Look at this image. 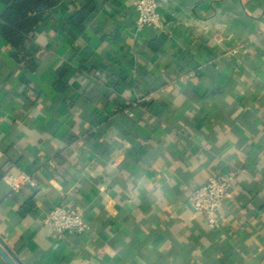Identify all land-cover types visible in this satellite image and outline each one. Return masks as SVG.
Instances as JSON below:
<instances>
[{"label":"crops","instance_id":"1","mask_svg":"<svg viewBox=\"0 0 264 264\" xmlns=\"http://www.w3.org/2000/svg\"><path fill=\"white\" fill-rule=\"evenodd\" d=\"M48 1L17 47L0 35V242L16 264H264V0H157L159 23L141 29L132 0ZM226 129L244 163L220 158L232 145ZM113 132L131 143L130 161L92 177L114 154ZM152 145L167 146L168 164L206 157L200 168L217 161L216 177L232 174V219L190 226L143 192L129 206L124 173ZM13 169L38 186L13 190L3 178ZM57 177L63 193L47 183ZM58 204L87 230L57 237L43 220Z\"/></svg>","mask_w":264,"mask_h":264},{"label":"clouds","instance_id":"2","mask_svg":"<svg viewBox=\"0 0 264 264\" xmlns=\"http://www.w3.org/2000/svg\"><path fill=\"white\" fill-rule=\"evenodd\" d=\"M251 15V13H249ZM212 26V21L202 23L201 27L207 30ZM217 28L226 29L227 24L216 23ZM260 28L264 31V23L260 24ZM193 85L200 83L198 79H193ZM181 86L185 85V80L179 82ZM171 91V89H169ZM127 95V93H126ZM239 112V110H238ZM237 112V114H238ZM228 138L232 140V145L225 148L221 154V159L228 156H235L240 163H244L243 153L235 147V138L231 136V129H226ZM245 135H247L246 130ZM193 143H203L198 137H192ZM103 141V138H102ZM112 142L115 145V151L112 158L107 164H97L94 170L88 169L91 172L92 177L103 176L105 171H111L112 169L119 168L125 164L126 161H130L128 156V150L132 145L130 142L124 140L118 132H113ZM225 141L221 140L223 144ZM208 150H211V145H208ZM163 152V155H160ZM170 160V155L167 150V146L161 148L159 145H152L147 148L144 156L137 160L135 164L129 162L128 168L130 171L124 173L125 179H128V188L133 193L132 199L127 201L129 206L134 207L140 202L141 193H148L156 198V204L162 209V211L171 213L175 216L180 213L181 217H187V222L191 226V221L195 220L201 225L205 218L209 221V226L219 227L232 217L225 218V211L227 210L225 202H233V197L241 191L236 185V181L233 180L232 174L228 176L221 175L219 178L224 183H218L215 178L218 173L213 172L212 168L217 161H213V164L208 169L200 168L201 164L205 163L206 157H201L198 161L193 157L192 161H189L190 167L179 165L178 163H166ZM235 163V161H230ZM177 167H184L186 171L196 173L188 182L184 181L183 177H178L176 174ZM197 168H200L199 172H196ZM154 173V175H150ZM259 179V176L257 177ZM210 181V184H205V181ZM135 182V187H133ZM4 183L8 184L17 190L22 185L28 184L31 188H36L38 185L30 181L24 174H19L13 169L12 174H9L4 178ZM57 191L63 193V182L57 177L47 181ZM179 187V191L183 195L179 198L171 191V189ZM40 193L43 194L48 191L43 185H39ZM79 187V184L73 185L70 188V193ZM107 185L99 186V191L105 193ZM231 189V191H228ZM118 193H122L118 185L113 189ZM105 200L108 202V207L111 209L112 205L117 201L111 200L110 197L105 194ZM71 205H68L70 207ZM15 207V206H13ZM183 210V211H181ZM116 213L113 211V215ZM110 255L114 258L116 253L108 250Z\"/></svg>","mask_w":264,"mask_h":264},{"label":"built area","instance_id":"3","mask_svg":"<svg viewBox=\"0 0 264 264\" xmlns=\"http://www.w3.org/2000/svg\"><path fill=\"white\" fill-rule=\"evenodd\" d=\"M134 9L137 14L138 29L151 27L159 23V12L157 0H132ZM10 173H5L3 178ZM26 175V174H24ZM30 181H33L26 175ZM218 183H224L219 177H215ZM34 182V181H33ZM205 184H210V181H205ZM13 190L16 188L12 187ZM229 191V189H228ZM57 237H63L66 233L81 234L88 228V224L83 215L72 208L66 207L63 204L55 205L50 209L43 220ZM206 224L209 226V221L205 218ZM214 228L215 226H209Z\"/></svg>","mask_w":264,"mask_h":264},{"label":"trees","instance_id":"4","mask_svg":"<svg viewBox=\"0 0 264 264\" xmlns=\"http://www.w3.org/2000/svg\"><path fill=\"white\" fill-rule=\"evenodd\" d=\"M5 4L0 14V35L17 47L39 22L43 12L51 6L48 0H0ZM87 12L74 18L82 21Z\"/></svg>","mask_w":264,"mask_h":264},{"label":"water","instance_id":"5","mask_svg":"<svg viewBox=\"0 0 264 264\" xmlns=\"http://www.w3.org/2000/svg\"><path fill=\"white\" fill-rule=\"evenodd\" d=\"M0 257L6 264H16L11 254L6 250V248L0 242Z\"/></svg>","mask_w":264,"mask_h":264}]
</instances>
